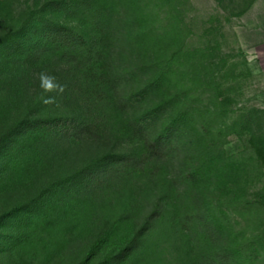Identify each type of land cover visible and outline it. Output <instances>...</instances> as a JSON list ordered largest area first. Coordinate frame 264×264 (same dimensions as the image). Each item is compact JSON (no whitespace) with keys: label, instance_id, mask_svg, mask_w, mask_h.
Segmentation results:
<instances>
[{"label":"rangeland","instance_id":"obj_1","mask_svg":"<svg viewBox=\"0 0 264 264\" xmlns=\"http://www.w3.org/2000/svg\"><path fill=\"white\" fill-rule=\"evenodd\" d=\"M81 115L93 138L13 132ZM0 264H264V0H0Z\"/></svg>","mask_w":264,"mask_h":264},{"label":"trees","instance_id":"obj_2","mask_svg":"<svg viewBox=\"0 0 264 264\" xmlns=\"http://www.w3.org/2000/svg\"><path fill=\"white\" fill-rule=\"evenodd\" d=\"M49 28H46V31L43 33V38L48 39L50 42H54L55 44L59 46H63L65 48H70L72 45L76 44V40H81L83 43L86 44L84 41V37L77 36L76 39L72 38V29L59 27L58 25H51L48 24ZM69 34V35H68ZM71 40V41H70ZM47 41V42H49ZM70 41V42H69ZM49 42V43H50ZM82 48H79V51H81ZM99 55V54H97ZM90 55L87 58L94 59L96 57ZM103 57V56H101ZM84 59L86 57H83ZM124 78L122 75H120L115 63L113 62V59L106 58L103 61H101V66L98 70V85L103 87L110 96V100L112 101V107H114L115 110H117L120 114H128V112L132 109V107L137 104L140 101V98L138 95L133 94L131 98L128 101H125L120 98V95L118 93V87L121 84L122 80ZM90 85L85 83L83 86H80L79 92L81 96H85V93H89L91 91ZM90 96L92 93L89 94ZM98 118V120H100ZM97 119H90L87 117V115H81V116H73V117H65V118H48V119H38L36 121H26L21 123L13 132H15L18 127L25 128L27 131L31 132H39L43 131L44 133H51V134H57L62 137H89L93 138L94 135L97 134V132L100 131L101 126L99 121ZM147 125V118H144L143 120L133 123L130 125L131 130L133 133L137 135H142L143 128ZM151 151L154 155L161 154V150L163 147V141L162 138H157L154 140V143L149 146ZM132 247L128 246L121 250V252L116 256V260L118 261H124L125 258L128 256V254L131 252Z\"/></svg>","mask_w":264,"mask_h":264},{"label":"clouds","instance_id":"obj_3","mask_svg":"<svg viewBox=\"0 0 264 264\" xmlns=\"http://www.w3.org/2000/svg\"><path fill=\"white\" fill-rule=\"evenodd\" d=\"M40 86L46 93L60 92L64 91V86L56 82L54 76L48 75L47 73L40 74ZM54 98L49 97L45 100L46 103L52 102Z\"/></svg>","mask_w":264,"mask_h":264}]
</instances>
